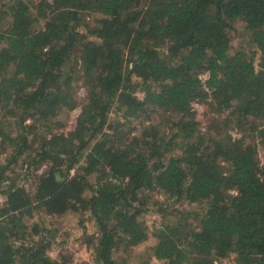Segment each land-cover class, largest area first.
I'll return each instance as SVG.
<instances>
[{"label":"trees","instance_id":"16d2710c","mask_svg":"<svg viewBox=\"0 0 264 264\" xmlns=\"http://www.w3.org/2000/svg\"><path fill=\"white\" fill-rule=\"evenodd\" d=\"M236 23L254 49L233 50ZM194 104L230 114L204 131ZM78 107L75 129L54 133ZM0 115V264H68L49 256L56 234L30 226L37 212L89 213L96 263L120 264L150 238L144 215L170 216L152 193L206 206L154 232L159 261L264 264V0H0Z\"/></svg>","mask_w":264,"mask_h":264},{"label":"rangeland","instance_id":"374dc122","mask_svg":"<svg viewBox=\"0 0 264 264\" xmlns=\"http://www.w3.org/2000/svg\"><path fill=\"white\" fill-rule=\"evenodd\" d=\"M99 16L87 14L84 21V26H95ZM82 27L80 31L84 34H87L86 27ZM232 30L230 31L232 41H233V50L240 49L242 47L249 49L250 39L249 36L245 34V27L242 23H236L232 25ZM90 40L98 41L95 38H90ZM249 46V47H247ZM251 49H254L250 47ZM255 63L257 68L260 69L261 59L259 56L256 57ZM81 76V74H79ZM137 81L138 79H134ZM75 90L77 93V98L80 103L85 100L87 96V88L84 85L83 80H76L74 84ZM138 97L143 100L145 98V93L143 90H138ZM194 109L197 112V120L201 124L202 130L208 129L209 125L215 121L216 123H221L223 120L230 114V112H225L223 116L217 115L211 109L208 104H194ZM81 107L76 108L73 111L64 110L57 121H60L61 126H55L54 133L57 134H70L77 125V119L81 114ZM154 116L153 124L160 126V130L164 131L166 125H169L165 122V118L168 119L169 114ZM1 117V115H0ZM119 119L122 121V114L113 116V119ZM141 121L139 119L133 123L137 130V134L141 131ZM144 125L146 121H143ZM13 123V122H12ZM146 124H149L148 122ZM12 132V135L16 136L17 129L15 126H7ZM59 128V129H58ZM1 141V139H0ZM12 149L7 147V152ZM2 160L1 163H6V155L1 154ZM0 156V157H1ZM258 158L262 165H264V148H259ZM225 165V164H224ZM44 166L40 173L45 169ZM26 170V169H25ZM23 172V171H22ZM19 171L16 169V174L11 173L10 176L15 179L21 186L25 187L28 191L33 192L36 188L34 182H28L26 178L22 175H18ZM9 184V181L7 182ZM152 201L164 203V208H168L170 216L164 217L162 214L155 211L147 213L142 217V220L145 221L150 231L149 240L130 250V252L119 251L114 255V258L120 262V264H165L164 261H159L153 256L152 249L157 245L158 241L154 237V232L159 229L163 224L168 222L177 221L178 212H198L201 213L205 209V205L201 204H191L187 201L174 203L172 200H165L163 196L159 193H152ZM40 226L44 229V234L47 235L46 231L50 230L56 234V238L53 241L52 247L49 251V256L52 259L59 261H67L68 264H97L96 263V251L94 247L89 246L88 240L90 238H98L97 229L95 226L94 220L91 218L89 213L78 214V213H68L65 216H51L43 212H37L30 221V226ZM47 229V230H46ZM123 262V263H122ZM222 264H237L236 255H231L228 259L224 260Z\"/></svg>","mask_w":264,"mask_h":264},{"label":"built area","instance_id":"2783aa9c","mask_svg":"<svg viewBox=\"0 0 264 264\" xmlns=\"http://www.w3.org/2000/svg\"><path fill=\"white\" fill-rule=\"evenodd\" d=\"M2 200V199H1Z\"/></svg>","mask_w":264,"mask_h":264}]
</instances>
